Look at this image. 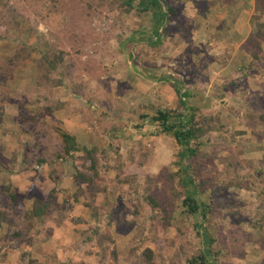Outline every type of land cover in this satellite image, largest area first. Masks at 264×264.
<instances>
[{"label":"rangeland","instance_id":"rangeland-1","mask_svg":"<svg viewBox=\"0 0 264 264\" xmlns=\"http://www.w3.org/2000/svg\"><path fill=\"white\" fill-rule=\"evenodd\" d=\"M52 1L0 0V264H200L203 218L172 204L180 147L151 122L158 109L191 107L210 127L194 161L216 169L206 172L222 192L205 224L218 264H264V222L252 225L264 220V0H172L181 32L162 31L164 50L138 64L121 35L133 18L118 24L110 0L96 17ZM71 26L84 41L68 38ZM62 131L87 152L68 153ZM86 156L101 166L99 187L125 202L113 216L90 215L86 182L74 199Z\"/></svg>","mask_w":264,"mask_h":264},{"label":"trees","instance_id":"trees-1","mask_svg":"<svg viewBox=\"0 0 264 264\" xmlns=\"http://www.w3.org/2000/svg\"><path fill=\"white\" fill-rule=\"evenodd\" d=\"M53 0L52 2L54 5L58 4L56 10L63 9L62 6L65 5L68 9L78 11L79 4H83V13H88L91 17H96L98 15L101 7L103 5L99 4L97 1H109V0ZM111 2L108 3L110 5V10H118V16L115 18L118 24L125 25L124 15L133 18L134 28L129 25V29L123 30L121 35H126L131 33V35L126 36L124 45L131 48L134 54H131L132 59L134 60L135 64H138V58H141L140 53L142 51H147V53L151 52H161L164 50V41L162 39L163 32L168 34L170 30L181 32L182 24L179 19L181 17L177 14L179 11L177 9L176 3L172 0H110ZM181 1V0H180ZM219 2L209 1L210 7L217 6ZM223 0V3H228L229 1ZM64 3V4H61ZM261 8H264L262 2ZM197 1H195V5H197ZM257 8L259 9V0H256ZM198 6V5H197ZM182 8V7H181ZM182 11V10H181ZM212 12V10H210ZM75 12V14H76ZM202 12V10H201ZM74 14V15H75ZM178 15V17H177ZM79 17V16H78ZM77 17V18H78ZM263 17V16H262ZM74 18V21L77 20ZM82 19V16L79 18L78 22ZM77 22V23H78ZM81 27V26H80ZM78 27V28H80ZM67 33L69 35V39L75 38L73 41L82 40L84 41L85 38L82 34L78 33L75 34L74 27H66ZM84 28V27H83ZM82 28V29H83ZM81 29V30H82ZM130 30V31H128ZM128 31V32H127ZM186 31V30H185ZM188 31V30H187ZM93 32V31H92ZM91 31L87 33L88 36L93 35ZM71 34V35H70ZM85 35V34H84ZM97 39V38H96ZM21 54L16 56L17 58L21 57ZM167 57V56H164ZM143 59V58H142ZM152 64V63H151ZM154 64V63H153ZM155 65V64H154ZM42 68L49 70L55 69L56 64L51 59H45L44 63L41 64ZM52 67V68H50ZM49 80V79H48ZM179 90V89H178ZM180 91V90H179ZM76 92V90H74ZM178 92V91H177ZM179 94V92H178ZM183 102V100H182ZM185 103V102H183ZM49 104V103H48ZM47 104V105H48ZM48 107V106H47ZM51 107V105L49 106ZM197 108L191 107L190 114H185L182 111L178 110H171V109H158L157 114L151 116V122L157 125V133L158 134H169L172 138L176 141L177 145L180 147L179 152V167L177 172H172L169 174L172 180L178 178L177 181L179 182L180 187H182L183 191L177 189H173V203L179 202V205L185 208V211L188 215L194 217H202V222L196 224V228L198 231V235L202 238L204 249L203 254L196 258L197 262L200 264H218L217 254L213 251V245L218 240V237L214 235L211 228H207L205 224L208 222L210 216H216L221 212H216L214 209V205L216 202L221 201L223 202L221 193L216 185L215 179L209 177L211 175H217V171H210L209 173L206 170L214 169L213 167H201L196 164L194 158L197 157L199 153V148L202 145L201 136L204 132L210 127H204L203 124L200 122L196 123L195 121V114ZM146 117V115H142V118ZM143 124H141L142 126ZM139 126V127H141ZM62 138L66 142V150L69 153L71 150L78 148L79 150L83 149L84 145L78 144L76 137L66 131H62ZM73 143V145H71ZM88 148V147H87ZM87 148L84 151L87 152ZM85 152V153H86ZM87 161H89L88 172L91 170L94 171V177H92L88 172L87 174L78 172L74 173V181L79 184V187L74 193V199L79 198L80 196H85L86 190L84 189L83 183L88 184L91 188L89 189L90 201L85 202V207L89 209L90 215L93 214L95 218L98 217V213L112 211L110 216L115 215V209L120 208L121 210L124 208L121 206V203H125L122 200L117 201L112 196L110 197L109 191L106 187H99L97 184L99 176V169L101 166L96 164L92 159H89L88 156L85 157ZM85 159V160H86ZM210 162H214L213 160H208ZM230 163V162H229ZM232 164V163H231ZM230 164V165H231ZM231 167V166H230ZM91 169V170H90ZM216 170V169H214ZM203 171L206 172L203 174ZM240 182H235V180H228L226 182V186L229 187L230 185L239 184ZM55 191V189H54ZM129 191V186H128ZM127 191V193H128ZM202 195H208V201L202 199ZM51 200V199H50ZM49 200V205H52V208H59L61 207V203L56 205V201ZM118 202V206L116 203ZM170 204V205H172ZM115 207V208H114ZM226 208H232L231 205L226 204ZM47 212H49L47 210ZM41 210H39V214H41ZM38 216V215H37ZM264 218V214H262ZM90 220V219H89ZM258 222H264V220H254L252 225L258 226ZM94 233H98L97 230ZM106 237V236H104ZM91 239V237H88ZM260 247L263 245L258 241ZM219 250L222 248H218ZM218 250V252H219Z\"/></svg>","mask_w":264,"mask_h":264},{"label":"crops","instance_id":"crops-1","mask_svg":"<svg viewBox=\"0 0 264 264\" xmlns=\"http://www.w3.org/2000/svg\"><path fill=\"white\" fill-rule=\"evenodd\" d=\"M211 1H214V2H216V0H211ZM227 1H229L227 4H233L235 1L234 0H227ZM226 1V2H227ZM218 2H219V0H218ZM221 3H223V0H221L220 1ZM211 14H214V12H211ZM48 223V222H47ZM53 224H55V225H57L56 223H53ZM53 224H50L51 226L53 225ZM46 225H48V224H46ZM55 225H53L52 227H55V229H54V231L52 232V234H53V236H54V232H58L59 230H56V227L57 226H55ZM59 226V225H58ZM57 229H59V227L57 228Z\"/></svg>","mask_w":264,"mask_h":264}]
</instances>
